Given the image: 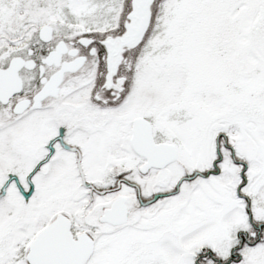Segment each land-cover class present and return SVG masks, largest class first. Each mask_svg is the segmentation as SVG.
Listing matches in <instances>:
<instances>
[{"label":"snow or ice","instance_id":"snow-or-ice-1","mask_svg":"<svg viewBox=\"0 0 264 264\" xmlns=\"http://www.w3.org/2000/svg\"><path fill=\"white\" fill-rule=\"evenodd\" d=\"M0 264H264V0H0Z\"/></svg>","mask_w":264,"mask_h":264}]
</instances>
